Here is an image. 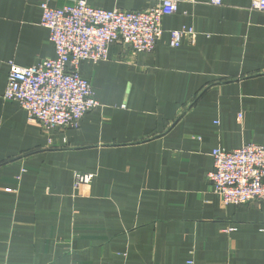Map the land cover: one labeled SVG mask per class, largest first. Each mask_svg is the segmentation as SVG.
<instances>
[{
    "label": "crops",
    "instance_id": "1",
    "mask_svg": "<svg viewBox=\"0 0 264 264\" xmlns=\"http://www.w3.org/2000/svg\"><path fill=\"white\" fill-rule=\"evenodd\" d=\"M43 1L0 0V264H264V201L225 205L208 178L215 148L264 145V11L180 2L154 52L114 43L83 60L100 106L77 129L46 131L3 97L10 62L55 57ZM183 27L194 42L171 47ZM77 173L91 184L77 190Z\"/></svg>",
    "mask_w": 264,
    "mask_h": 264
},
{
    "label": "built area",
    "instance_id": "2",
    "mask_svg": "<svg viewBox=\"0 0 264 264\" xmlns=\"http://www.w3.org/2000/svg\"><path fill=\"white\" fill-rule=\"evenodd\" d=\"M180 2L196 0H158L143 11L106 10L87 0L61 7L43 1L41 25L49 31L55 57L27 67L10 62L4 99L18 102L29 120L46 131L79 128L83 118L100 106L91 84L79 73L81 62L106 60L114 43L134 53L154 52L165 32L163 18L177 13ZM211 3L221 5L223 0ZM250 8L264 11V0H252ZM169 34L170 45L176 48L184 40L193 43L197 33L183 27ZM212 157L208 178L225 205L264 201V145L249 142L234 150L215 148ZM93 178L77 173L75 188L89 186Z\"/></svg>",
    "mask_w": 264,
    "mask_h": 264
}]
</instances>
